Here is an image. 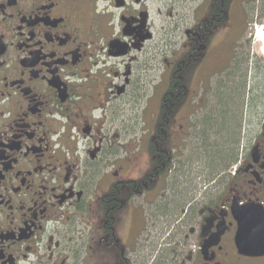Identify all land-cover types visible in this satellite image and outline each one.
<instances>
[{
    "label": "flooded vegetation",
    "instance_id": "af4514ba",
    "mask_svg": "<svg viewBox=\"0 0 264 264\" xmlns=\"http://www.w3.org/2000/svg\"><path fill=\"white\" fill-rule=\"evenodd\" d=\"M194 1L0 0V264H159L140 250L170 228L186 249L175 264H264V0ZM225 47L241 50L257 129L219 194L172 201L183 215L172 223L163 193L176 189L161 182L192 125L176 81ZM160 59L167 92L138 142L148 163L129 179L128 109L146 63ZM146 193L153 221L140 211L120 221ZM149 224L158 233L148 238ZM179 246L167 244L170 259Z\"/></svg>",
    "mask_w": 264,
    "mask_h": 264
},
{
    "label": "rangeland",
    "instance_id": "374dc122",
    "mask_svg": "<svg viewBox=\"0 0 264 264\" xmlns=\"http://www.w3.org/2000/svg\"><path fill=\"white\" fill-rule=\"evenodd\" d=\"M196 4L197 2L195 0L192 4V9H194ZM257 32H259L258 39L260 34L264 35V31H261L259 26L257 28ZM255 45H257L258 48L262 49L264 55V39H261L257 42L255 41ZM258 54L260 57L261 52H259ZM239 55L241 59H243L241 50L239 51ZM239 55L237 54L236 56L235 50L228 49L226 47L223 48L221 52H216L213 48H210L203 67L193 68V71L190 72L186 79L187 98L183 102H186L185 106L187 105V103L188 105H190V119H192V121H198L202 116L204 117L210 113L211 107L216 102V97L219 93V90H224L226 87H233V85L238 82L239 86L246 87L247 92V79L240 76L243 75L242 73L245 71L241 70V67L238 66ZM246 56H248V54H246ZM233 57H236L237 61L233 59ZM153 64L157 65L155 66V69H152L151 66L146 63V74L142 76L138 81L140 88V94L138 96L139 100L137 101L133 109H128V114H130L131 116L129 129L130 153H133L131 150H134V154L130 155V164L132 166L130 167L129 171L131 173L129 175V179H132L134 174L136 176L139 173V170L145 168V164L148 163V160L141 155V152H136L139 146L138 142L140 141V137H142L143 135L149 136V134H147L146 132L150 131L155 117L153 114L158 113L161 97L166 92L168 75L166 72H164L163 74V66L161 65L162 60H154ZM243 111L244 114L242 116V119H240L239 121L240 132L237 148L239 150V153L244 149L245 145L249 141L252 132L257 129L255 125L256 122L253 119L254 113L256 114V109L251 104L247 103ZM131 118L134 123L131 122ZM183 125L185 128L189 129L190 121L187 120V122ZM211 135V139L214 140L217 138L214 133H212ZM142 144L145 145L146 143L142 142ZM191 147L192 146L183 141H180L177 144V148L174 152L175 160L173 167L171 168V173L164 182H161V185L166 184L169 186L168 188L176 189L171 197H169V192L163 193L165 199L170 201L168 202L167 207L162 208L163 211L161 212H163L164 215L173 216L172 223L180 222L181 218H183L182 214H172L171 211H173L175 208L173 207L172 201H189V199L194 200L200 199L201 197H208V199H210L211 197H216L217 194H219V192L221 191L224 177L223 175L218 177L215 182L207 181L206 178L204 181L202 176L197 175H190V177H186L187 174H185V176H183V172L189 170L187 163L192 164L197 158L194 154H192ZM183 163L185 164L184 166ZM195 172L200 171L197 169ZM133 198L134 199H132L129 204L123 207L122 211L119 213L121 216H119L118 219L123 222L124 220H127L130 215H133L134 211H140L145 216V219L148 218L149 223L153 221V218H151V216L153 215L146 212V208L143 207V205L147 201H151V198H149L148 194L146 193V196L144 194H139ZM180 206L185 205L183 203L180 204ZM158 214L159 213H157V215ZM152 225L154 224H149V227L146 230L148 238L152 236V231H154L155 234L158 233L157 229L154 230ZM178 236H176V233L171 228L167 229L161 235V238L159 240L160 242L154 249H152L150 245L147 244L148 239L145 240L146 244L144 245V249L140 250V255L145 257V259H148L147 262L156 259L154 261L155 263L175 264L174 262H176L177 260L179 261L181 260V258H184L183 256H186V249L179 246L184 242L180 239V235ZM164 240L166 241L164 242ZM172 243L179 247L176 255L173 254V257L170 259L172 253H166V249L167 244L172 245ZM165 257H167L168 260ZM161 259L164 260V262Z\"/></svg>",
    "mask_w": 264,
    "mask_h": 264
},
{
    "label": "trees",
    "instance_id": "16d2710c",
    "mask_svg": "<svg viewBox=\"0 0 264 264\" xmlns=\"http://www.w3.org/2000/svg\"><path fill=\"white\" fill-rule=\"evenodd\" d=\"M242 74L240 76L246 78V71ZM168 84L171 87L173 82ZM176 84L181 89V92H179L181 95L176 94L174 99L178 105L184 98L182 94L186 78L183 81H176ZM238 84L237 82L233 87L219 90L210 113L204 117L202 116L198 121H192L191 139L188 145L192 146V154L197 158L194 163H187L189 170L184 171L183 176L185 174H187L186 177L197 175L202 176L204 181L206 178L207 181L215 182L218 177L237 162L239 155L237 149L240 132L239 121L242 119L246 104L253 106V103L249 101L250 97L249 93L246 92V87ZM212 133L217 136L214 140L211 139ZM174 160L175 156L168 160V168L173 167ZM197 169L200 172H195Z\"/></svg>",
    "mask_w": 264,
    "mask_h": 264
},
{
    "label": "water",
    "instance_id": "95a60500",
    "mask_svg": "<svg viewBox=\"0 0 264 264\" xmlns=\"http://www.w3.org/2000/svg\"><path fill=\"white\" fill-rule=\"evenodd\" d=\"M242 231H243L242 229L239 230V235L237 236L238 246H239V248H241L245 252H247V251H250L251 252V251L254 250V247L252 245H244L243 241L245 240V238L242 237L241 234H240Z\"/></svg>",
    "mask_w": 264,
    "mask_h": 264
},
{
    "label": "bare ground",
    "instance_id": "6f19581e",
    "mask_svg": "<svg viewBox=\"0 0 264 264\" xmlns=\"http://www.w3.org/2000/svg\"><path fill=\"white\" fill-rule=\"evenodd\" d=\"M259 39H260V40H261V39H264V38H263V35H259Z\"/></svg>",
    "mask_w": 264,
    "mask_h": 264
}]
</instances>
